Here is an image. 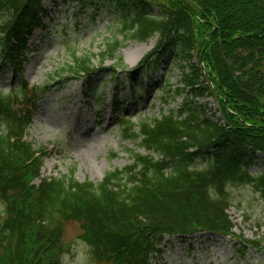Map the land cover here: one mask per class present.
Wrapping results in <instances>:
<instances>
[{"label":"trees","instance_id":"1","mask_svg":"<svg viewBox=\"0 0 264 264\" xmlns=\"http://www.w3.org/2000/svg\"><path fill=\"white\" fill-rule=\"evenodd\" d=\"M44 1L0 0L1 72L22 76L30 37L47 30ZM73 1L82 14L106 4L116 14L122 39L105 43L100 66L110 58L122 68L116 54L128 41L157 38L135 71L149 74L173 54L190 71L173 96L190 91L178 110L119 120L124 139L140 140L147 154L98 184L77 181L74 170L41 179L45 151L26 140V131L50 83L0 92V264H63L69 222L80 224L97 260L112 264H160L167 236H232L230 189L249 186L264 201V173L249 171L251 157L264 155V0ZM95 68L90 57H75L70 67L86 81L85 96ZM208 96L219 101L217 121L206 117V105L193 104ZM199 160L206 165L197 167Z\"/></svg>","mask_w":264,"mask_h":264},{"label":"rangeland","instance_id":"2","mask_svg":"<svg viewBox=\"0 0 264 264\" xmlns=\"http://www.w3.org/2000/svg\"><path fill=\"white\" fill-rule=\"evenodd\" d=\"M44 6L48 28L36 30L30 39L23 81L29 89L47 83L52 87L34 110L26 138L46 153L42 178L61 177L74 170L77 181L98 184L107 172L131 164L136 154H147L140 147V140L124 139L120 117L138 123L140 119L178 110L190 90L173 95L184 87L183 73H190L189 65L169 54L149 74L136 72L140 61L156 46L157 38H153L145 43L128 41L116 54L117 59H123L124 67L110 58L100 66L98 55L105 43L122 39L114 29V10L106 4L94 13L93 9L85 10L84 15L73 0H46ZM75 57H90L96 67L91 75L93 93L90 91L89 96L83 92L86 81L70 74ZM0 79L1 93H9L14 83L21 84L20 78H14L8 70L0 71ZM196 103L207 106V118H221L216 97L197 98L193 104ZM251 158L249 171L264 173V155L256 153ZM205 165V160L196 164L199 168ZM230 193L232 206L228 214L235 224L232 236L197 233L185 240L167 236L157 262L264 264V201L249 186L232 188ZM62 242L69 249L62 258L63 264H112L92 255L77 222L65 224Z\"/></svg>","mask_w":264,"mask_h":264}]
</instances>
